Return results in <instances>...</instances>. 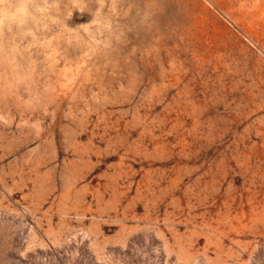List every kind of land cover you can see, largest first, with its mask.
I'll return each instance as SVG.
<instances>
[{"label": "rangeland", "instance_id": "374dc122", "mask_svg": "<svg viewBox=\"0 0 264 264\" xmlns=\"http://www.w3.org/2000/svg\"><path fill=\"white\" fill-rule=\"evenodd\" d=\"M0 264H264V0H0Z\"/></svg>", "mask_w": 264, "mask_h": 264}]
</instances>
